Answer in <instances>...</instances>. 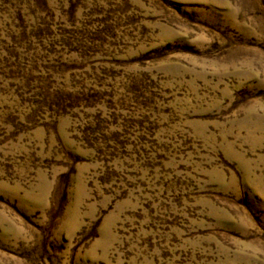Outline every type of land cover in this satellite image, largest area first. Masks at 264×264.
Masks as SVG:
<instances>
[{"label":"rangeland","instance_id":"obj_1","mask_svg":"<svg viewBox=\"0 0 264 264\" xmlns=\"http://www.w3.org/2000/svg\"><path fill=\"white\" fill-rule=\"evenodd\" d=\"M0 264H264V0H0Z\"/></svg>","mask_w":264,"mask_h":264}]
</instances>
